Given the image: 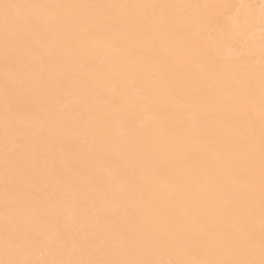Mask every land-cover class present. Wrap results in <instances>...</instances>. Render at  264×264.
Wrapping results in <instances>:
<instances>
[{
  "label": "snow or ice",
  "instance_id": "6c2138e0",
  "mask_svg": "<svg viewBox=\"0 0 264 264\" xmlns=\"http://www.w3.org/2000/svg\"><path fill=\"white\" fill-rule=\"evenodd\" d=\"M0 264H264V0H0Z\"/></svg>",
  "mask_w": 264,
  "mask_h": 264
},
{
  "label": "bare ground",
  "instance_id": "6f19581e",
  "mask_svg": "<svg viewBox=\"0 0 264 264\" xmlns=\"http://www.w3.org/2000/svg\"><path fill=\"white\" fill-rule=\"evenodd\" d=\"M254 2H258V0H254Z\"/></svg>",
  "mask_w": 264,
  "mask_h": 264
}]
</instances>
